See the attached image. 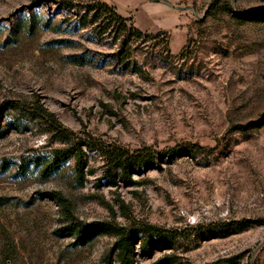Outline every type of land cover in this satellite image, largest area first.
I'll return each mask as SVG.
<instances>
[{"label": "rangeland", "instance_id": "1", "mask_svg": "<svg viewBox=\"0 0 264 264\" xmlns=\"http://www.w3.org/2000/svg\"><path fill=\"white\" fill-rule=\"evenodd\" d=\"M35 1L0 0V264H120L121 234L131 264H264V0H157L180 15L158 32L113 0ZM144 147L112 183L106 151Z\"/></svg>", "mask_w": 264, "mask_h": 264}, {"label": "trees", "instance_id": "2", "mask_svg": "<svg viewBox=\"0 0 264 264\" xmlns=\"http://www.w3.org/2000/svg\"><path fill=\"white\" fill-rule=\"evenodd\" d=\"M39 0H36L35 2H38ZM98 6L103 8L106 11H109L116 20L124 21V18L118 13H116L115 9L113 7H110L105 2H98ZM2 134V133H1ZM66 131L61 132V137L67 138L65 135ZM181 152H185V149H170L165 153L166 156L172 155V154H178ZM70 154H73V152H69L66 150L63 151H57L55 153V158L53 161H51L50 166L55 167L58 165L63 158L69 157ZM106 157H107V173L108 176L111 178L112 183H116V177L112 174L113 171L119 170L121 172V175L119 179L121 182L125 183H131V174L134 171L139 170L142 168V166H148L155 160L156 153L153 151L150 147H144L141 148V150L136 151H130L126 149H120V148H113L106 151ZM76 156V155H75ZM81 154H78L77 156V167H79L80 161H81ZM79 175L83 176V171L80 169ZM47 196L57 200L58 202H62L63 207H66V210H68L66 200L63 199L60 195V193L57 192H49L47 193ZM104 229H107L106 225H98V224H78V223H69L67 225H64L63 227H60L56 230V234L58 236H65L68 234H75L76 239L80 243H84L88 239H90L93 235L99 232H103ZM165 240H159V241H153L151 236L146 237L143 239V246L142 250L147 251L151 245L155 246H161ZM117 249H119L118 258L120 261V264H131L130 260V254L132 253V245L130 244V238L129 236L121 234L119 237L118 242L114 244Z\"/></svg>", "mask_w": 264, "mask_h": 264}, {"label": "crops", "instance_id": "3", "mask_svg": "<svg viewBox=\"0 0 264 264\" xmlns=\"http://www.w3.org/2000/svg\"><path fill=\"white\" fill-rule=\"evenodd\" d=\"M113 6L123 17H131L136 28L150 31H173L180 24V15L162 2L140 3L139 0H113ZM186 41V33L181 29L171 39L174 51H178Z\"/></svg>", "mask_w": 264, "mask_h": 264}, {"label": "water", "instance_id": "4", "mask_svg": "<svg viewBox=\"0 0 264 264\" xmlns=\"http://www.w3.org/2000/svg\"><path fill=\"white\" fill-rule=\"evenodd\" d=\"M150 1H153V2H155V1H157V0H150Z\"/></svg>", "mask_w": 264, "mask_h": 264}]
</instances>
